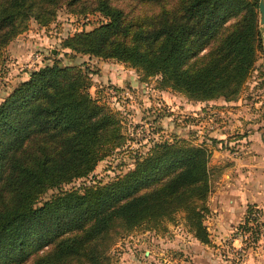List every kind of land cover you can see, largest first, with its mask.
I'll list each match as a JSON object with an SVG mask.
<instances>
[{"label":"trees","instance_id":"16d2710c","mask_svg":"<svg viewBox=\"0 0 264 264\" xmlns=\"http://www.w3.org/2000/svg\"><path fill=\"white\" fill-rule=\"evenodd\" d=\"M258 3L0 0V62L30 20L44 27L60 9L98 13L105 21L61 41L65 57L115 60L193 101H235L256 61ZM42 64L0 102V264H112L113 236L154 229L180 212L193 237L208 244L210 151L183 139L154 143L105 184L36 205L47 190L87 177L126 140L118 113L88 91L87 67Z\"/></svg>","mask_w":264,"mask_h":264},{"label":"rangeland","instance_id":"374dc122","mask_svg":"<svg viewBox=\"0 0 264 264\" xmlns=\"http://www.w3.org/2000/svg\"><path fill=\"white\" fill-rule=\"evenodd\" d=\"M103 21L98 13L76 16L60 9L56 19L47 26L30 20L28 30L12 40L3 52L0 102L42 62L45 65L61 59L69 65L83 64L91 71L88 91L99 103L118 113L126 138L125 143L99 161L87 177L47 190L36 205L60 191L82 192L84 187L105 184L125 174L154 143L178 138L192 145L202 144L210 151L212 170L207 201L210 212L204 218L210 242L204 244L196 240L180 212L174 221H164L154 229L138 227L127 234L113 236L108 255L112 264H249L250 259L264 254L263 214L254 204L239 201L242 207L239 214L229 215L225 222V216L221 219L217 210L220 202L215 196L219 193L234 195L231 191L236 195L240 191L251 192L246 190L250 181L243 171L233 176L234 188L230 191L222 178L230 167L247 168L251 153L243 139L246 131L261 129L264 142V27L258 24L256 61L238 99L225 101L220 97L193 101L174 90L159 89V76L144 78L139 70L115 60L82 54H77L75 59L64 56L61 41L65 37L90 31ZM218 130L225 134L222 140L213 137V132ZM212 139L217 142L212 143ZM215 151L222 152V156ZM240 180L243 188H240Z\"/></svg>","mask_w":264,"mask_h":264},{"label":"crops","instance_id":"0c3cea01","mask_svg":"<svg viewBox=\"0 0 264 264\" xmlns=\"http://www.w3.org/2000/svg\"><path fill=\"white\" fill-rule=\"evenodd\" d=\"M28 78V73L25 80ZM213 137L222 140L225 137V134L218 130L213 132ZM244 142H246V149L251 155L247 158L248 164L247 168H236L232 167L228 168L224 173L222 178V183L228 186V191L234 188V184L232 183L233 176L235 173L242 174V171L245 175L248 176L247 180L250 181L248 185H246V190H250L251 192L245 194V192H239L238 195L231 191L232 194L236 195H228L219 193L216 199L219 200L220 204H217L220 209H225L226 211H222L219 208V215L221 219L224 218V221L229 218V215L239 214L242 207H239V201H244V203L254 204L258 208H260L263 218H264V142L263 135L261 129H249L246 131L243 136ZM217 155L222 156V152L215 151ZM240 188H243V182L240 180L239 182ZM222 221H220L221 223ZM226 224V223H225ZM233 223H229L232 225ZM249 264H264V254L258 255L254 259H250L248 261Z\"/></svg>","mask_w":264,"mask_h":264},{"label":"water","instance_id":"95a60500","mask_svg":"<svg viewBox=\"0 0 264 264\" xmlns=\"http://www.w3.org/2000/svg\"><path fill=\"white\" fill-rule=\"evenodd\" d=\"M258 12H259V23L264 27V0H259ZM263 40H264V33H263Z\"/></svg>","mask_w":264,"mask_h":264},{"label":"built area","instance_id":"2783aa9c","mask_svg":"<svg viewBox=\"0 0 264 264\" xmlns=\"http://www.w3.org/2000/svg\"><path fill=\"white\" fill-rule=\"evenodd\" d=\"M241 238H242V235L240 234V235H239V239H241Z\"/></svg>","mask_w":264,"mask_h":264}]
</instances>
